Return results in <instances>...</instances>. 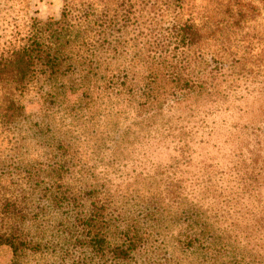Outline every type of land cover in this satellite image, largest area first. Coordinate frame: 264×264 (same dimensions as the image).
<instances>
[{
	"label": "rangeland",
	"instance_id": "374dc122",
	"mask_svg": "<svg viewBox=\"0 0 264 264\" xmlns=\"http://www.w3.org/2000/svg\"><path fill=\"white\" fill-rule=\"evenodd\" d=\"M62 5V0H0V46L9 40L14 19L58 20ZM182 7L183 19H191L207 38L200 47L227 70L213 96L173 107L152 124V115L126 96L103 91L90 103L80 91L65 90L53 99L46 87L29 89L20 98L26 121L0 127V200L55 157L69 166L65 188L77 193L97 187L120 227L129 221L146 233V249L131 264H212L181 244L188 235L186 212L194 206L215 226L226 230L237 224L241 232L234 250L217 263L244 256L247 264H264V181L258 176L253 190L243 189L234 168L240 153L249 157L251 137L264 139V4L184 0ZM248 134L243 142L249 149L238 147ZM71 213L48 210L24 226L45 246L22 264H76L85 257L89 262L88 253H76L64 241ZM11 258L10 249L0 246V264Z\"/></svg>",
	"mask_w": 264,
	"mask_h": 264
},
{
	"label": "trees",
	"instance_id": "16d2710c",
	"mask_svg": "<svg viewBox=\"0 0 264 264\" xmlns=\"http://www.w3.org/2000/svg\"><path fill=\"white\" fill-rule=\"evenodd\" d=\"M62 2L58 20L28 18L11 22L9 40L0 46L3 129L26 121L20 98L36 87H46V94L53 99L65 90L80 91L90 103L103 91L126 96L139 111L152 115L153 124L156 115L173 107H191L210 99L216 80L227 71L218 57L200 47L207 39L202 28L191 19H183L180 11L184 0ZM65 81L70 82L68 87ZM249 138L250 134L243 135L238 147L249 149L243 142ZM263 140L251 137L249 157L245 160L242 153L238 155L234 168L240 173L243 189L253 190L258 176L264 181ZM68 170V165L56 162L54 157L23 178L24 183L15 182L18 189L3 195L0 246L10 249L9 264H22L28 254L43 250V238L29 235L24 226L29 221L37 222L48 210L72 212L66 216L64 241L76 253L90 256L89 262L83 255L85 260L79 258L76 264H131L146 249V233L129 221L120 227L121 221L111 215L107 198L97 187L77 193L65 188L63 180ZM38 193L42 194L39 198L34 196ZM82 201L88 203L87 207ZM198 209L194 206L188 208L189 215L186 212L188 235L181 244L208 256L207 263L247 264L244 256L217 263L234 250L231 246L241 232L237 224L226 230L215 226L212 218ZM262 219L264 228V214Z\"/></svg>",
	"mask_w": 264,
	"mask_h": 264
}]
</instances>
